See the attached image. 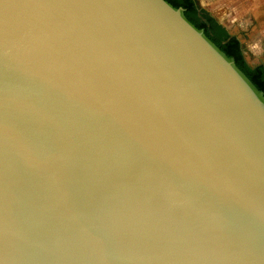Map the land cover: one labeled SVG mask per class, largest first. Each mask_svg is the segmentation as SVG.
<instances>
[{
	"label": "water",
	"instance_id": "95a60500",
	"mask_svg": "<svg viewBox=\"0 0 264 264\" xmlns=\"http://www.w3.org/2000/svg\"><path fill=\"white\" fill-rule=\"evenodd\" d=\"M0 264H264V93L165 0H0Z\"/></svg>",
	"mask_w": 264,
	"mask_h": 264
},
{
	"label": "crops",
	"instance_id": "0c3cea01",
	"mask_svg": "<svg viewBox=\"0 0 264 264\" xmlns=\"http://www.w3.org/2000/svg\"><path fill=\"white\" fill-rule=\"evenodd\" d=\"M199 5L220 26H244L247 42H261L264 49V0H201ZM232 36L239 41L235 34ZM254 53L258 54L256 50ZM261 53L258 66L264 68V50Z\"/></svg>",
	"mask_w": 264,
	"mask_h": 264
},
{
	"label": "trees",
	"instance_id": "16d2710c",
	"mask_svg": "<svg viewBox=\"0 0 264 264\" xmlns=\"http://www.w3.org/2000/svg\"><path fill=\"white\" fill-rule=\"evenodd\" d=\"M191 6V5H190ZM189 6V7H190ZM189 9V8H188ZM185 17L198 29H202L205 35L228 57L235 60L236 66L248 77L253 85L264 93V68L262 66H253L249 64L241 52L239 41L235 37L229 38L226 30L221 26H216L218 32L209 35L205 23L200 22L197 18L193 19L188 11L185 12ZM208 21L212 22L208 18Z\"/></svg>",
	"mask_w": 264,
	"mask_h": 264
},
{
	"label": "flooded vegetation",
	"instance_id": "af4514ba",
	"mask_svg": "<svg viewBox=\"0 0 264 264\" xmlns=\"http://www.w3.org/2000/svg\"><path fill=\"white\" fill-rule=\"evenodd\" d=\"M165 1L168 2L174 8H181L183 10L184 16H185V12L188 11V13H190V16H192L193 19L197 18L200 22L205 23L206 29H208L210 36L218 32V29L216 26H220V25L210 16V14L206 10H204L199 5V0H165ZM208 18L211 19L212 22L211 21L209 22ZM228 35H229V38L233 37L230 34Z\"/></svg>",
	"mask_w": 264,
	"mask_h": 264
},
{
	"label": "rangeland",
	"instance_id": "374dc122",
	"mask_svg": "<svg viewBox=\"0 0 264 264\" xmlns=\"http://www.w3.org/2000/svg\"><path fill=\"white\" fill-rule=\"evenodd\" d=\"M201 3V0H199ZM215 20V19H214ZM216 21V20H215ZM233 23V22H232ZM226 30V32L230 35H236L239 39V43L241 48L243 49V55L246 59V61L254 66L259 65V57L261 56V52L264 50L261 47V42L258 41H250L249 43L247 42V33L246 30L244 29V26H237L238 29H235L236 26H222ZM254 43V44H253ZM256 46L253 49V45ZM256 50L257 53H254Z\"/></svg>",
	"mask_w": 264,
	"mask_h": 264
}]
</instances>
